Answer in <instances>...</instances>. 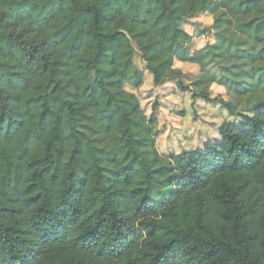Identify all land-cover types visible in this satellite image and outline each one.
Masks as SVG:
<instances>
[{
    "label": "trees",
    "instance_id": "obj_1",
    "mask_svg": "<svg viewBox=\"0 0 264 264\" xmlns=\"http://www.w3.org/2000/svg\"><path fill=\"white\" fill-rule=\"evenodd\" d=\"M134 45L155 86L240 123L161 155ZM0 264H264V0H0Z\"/></svg>",
    "mask_w": 264,
    "mask_h": 264
},
{
    "label": "rangeland",
    "instance_id": "obj_2",
    "mask_svg": "<svg viewBox=\"0 0 264 264\" xmlns=\"http://www.w3.org/2000/svg\"><path fill=\"white\" fill-rule=\"evenodd\" d=\"M214 17L203 15L193 18L185 26L186 31L193 36L191 52L203 49L215 42ZM134 64L137 72L143 73V85L138 88L126 86V91L134 94L140 101L145 116L150 119L153 106L158 105L155 114L157 120V147L161 155L170 156L183 151L201 149L207 141L220 140L223 123L229 122L238 125L239 116H232L218 103H207L200 98L193 99L190 91L181 92L177 89V79L171 78L160 86L153 84V78L146 70L138 47L134 45ZM175 70L182 73L181 81L190 87L200 75V67L190 63H175ZM210 69L220 74L216 66ZM211 98H221L233 102L228 90L214 84L210 88ZM239 115H250L251 112L241 109Z\"/></svg>",
    "mask_w": 264,
    "mask_h": 264
}]
</instances>
